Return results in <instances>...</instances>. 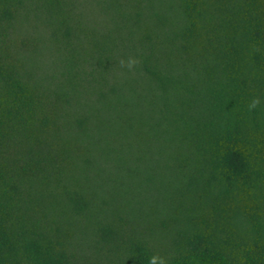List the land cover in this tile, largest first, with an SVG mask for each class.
<instances>
[{
  "label": "trees",
  "instance_id": "16d2710c",
  "mask_svg": "<svg viewBox=\"0 0 264 264\" xmlns=\"http://www.w3.org/2000/svg\"><path fill=\"white\" fill-rule=\"evenodd\" d=\"M153 256L264 264V0H0V264Z\"/></svg>",
  "mask_w": 264,
  "mask_h": 264
},
{
  "label": "clouds",
  "instance_id": "9594fccd",
  "mask_svg": "<svg viewBox=\"0 0 264 264\" xmlns=\"http://www.w3.org/2000/svg\"><path fill=\"white\" fill-rule=\"evenodd\" d=\"M261 104V99L259 97H254L248 104L249 110L256 109ZM150 264H164V261L162 258L153 256L150 260Z\"/></svg>",
  "mask_w": 264,
  "mask_h": 264
}]
</instances>
